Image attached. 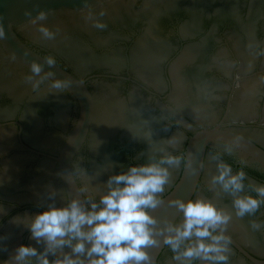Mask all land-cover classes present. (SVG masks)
I'll return each instance as SVG.
<instances>
[{
  "label": "clouds",
  "instance_id": "clouds-1",
  "mask_svg": "<svg viewBox=\"0 0 264 264\" xmlns=\"http://www.w3.org/2000/svg\"><path fill=\"white\" fill-rule=\"evenodd\" d=\"M104 14L99 12L101 17ZM25 15L43 38L55 39L56 33L42 23L49 10L39 9L35 15L26 11ZM85 18L96 29L106 27L91 11ZM3 38L5 30L0 25ZM43 60L48 70L34 60L25 77L33 91L47 82L49 92L67 93L70 79L55 77L51 70L57 66L56 58L46 55ZM147 135L151 150L146 155L139 153L126 165L109 161L90 173L82 165L83 158L70 163L68 169L56 174L67 188L48 186L34 213L10 215L0 204V215L22 227L31 241L9 251L8 236L0 235V252L7 253L0 264H152L149 249L160 246L170 250L176 264H229L232 238L228 226L233 216L253 217L264 207V183L248 181L243 167L233 170L221 152L213 151L209 156L215 171L209 174V185L218 195L231 198L230 208L202 195L165 200L172 170L181 165L192 169V160L179 148L175 135L159 142L151 140V131ZM102 143L95 136L89 151H97ZM233 147V143H226L223 153L230 155ZM113 168L119 170L109 171ZM102 171L107 172V178L93 183ZM65 191L67 195H61ZM57 199L61 203L57 204ZM165 207L175 210V216H160ZM250 223L254 229L261 227L256 220Z\"/></svg>",
  "mask_w": 264,
  "mask_h": 264
}]
</instances>
